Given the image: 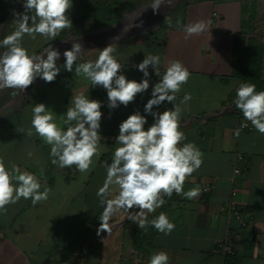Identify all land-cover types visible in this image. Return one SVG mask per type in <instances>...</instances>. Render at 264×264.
I'll return each mask as SVG.
<instances>
[{"label":"crops","instance_id":"0c3cea01","mask_svg":"<svg viewBox=\"0 0 264 264\" xmlns=\"http://www.w3.org/2000/svg\"><path fill=\"white\" fill-rule=\"evenodd\" d=\"M149 1L72 0L67 12L72 28L62 30L54 40L39 34L35 40L24 36L22 46L29 54L39 55L49 46L60 51V73L51 83L38 77L25 95L18 89L0 90V157L8 167L15 163L21 171L35 174L41 191L47 187L50 192L47 200L35 205L31 199L21 198L0 211V264H149L151 255L159 251L169 255V264H264V135L250 121L249 130L235 135L238 124L246 120L234 104L236 89L243 81L233 76L237 34H244L247 41L253 39L262 47L264 81V0H174L155 13ZM23 3L0 0V39L15 30L14 13L24 12ZM135 3L139 7L132 9ZM198 20L208 23L207 31L185 39L184 26ZM73 42L81 43L84 52L73 71L67 72L63 52ZM109 45L130 80L141 81L142 72L136 65L148 54L160 57L162 74L173 60L181 61L191 73L175 103L182 108L179 122L185 139L180 146L191 142L203 153V164L186 178L184 191L199 187L201 192L191 200L175 192L171 198L162 194L166 201L162 207L153 213L145 210L147 221L163 212L175 229L165 235L154 228L143 251L134 249V236L146 229L128 219L129 213L123 209L110 218V232L97 234L104 208L97 192L106 179L105 162L111 163L118 146L115 137L120 123L136 111L138 102L147 103L159 80L150 78L149 89L127 107L110 109L106 90L93 88L83 75L75 74L78 64L94 62ZM44 56L46 59V53ZM148 71L154 69L149 66ZM80 93L101 102L103 113L101 155L93 158L91 171L84 173L75 166L52 164L50 146L34 129L33 135H27L37 103L53 111L56 122L66 130L61 117L72 106V97ZM185 93L192 98L180 103ZM171 108L172 103L164 102L153 111ZM147 121L145 129L154 122L153 117L148 115ZM237 155L248 164L239 177L234 175ZM206 186L211 189L209 194L203 193ZM118 192V186L111 185L108 198L114 199ZM229 200L248 220L246 227L223 214ZM227 240L234 256L217 251Z\"/></svg>","mask_w":264,"mask_h":264},{"label":"clouds","instance_id":"9594fccd","mask_svg":"<svg viewBox=\"0 0 264 264\" xmlns=\"http://www.w3.org/2000/svg\"><path fill=\"white\" fill-rule=\"evenodd\" d=\"M173 2L152 0L149 6L155 13L162 5L171 6ZM72 6V0H24V12L14 13L15 30L0 39V49H3L0 51V90L10 88L24 92L38 77L46 83L55 81L60 73L57 65L60 51L49 46L39 55L29 54L22 46V40L25 35L35 40L38 34L47 40H54L62 30L72 28V21L67 15ZM207 29L208 23L204 20L190 23L183 28L185 39L201 35ZM114 51L111 45L106 46L94 62L80 63L75 67V74L83 75L93 88L101 86L106 90L110 109L120 105L127 107L138 94L149 89V66L160 79L152 86L151 98L144 106V113L151 115L154 122L145 129L147 115L135 111L119 125V134L115 137L118 146L113 152L111 163L105 162L106 179L97 192L100 204L104 206L97 234L110 232V218L123 209L129 213L128 219L137 222L139 228L146 229L151 223L158 232L169 235L175 229V224L170 222L167 215L161 212L149 222L145 210L153 213L162 207L166 203L162 194L171 198L175 192L189 200L200 195L199 187L184 191L186 178L202 166L203 153L191 142L180 146L185 139L179 122L182 108L175 103L176 94L188 82L191 73L181 61L173 60L161 74L160 57L148 54L136 65L143 73L141 81L130 80L112 55ZM83 52L79 42H73L71 48L63 52L65 71H73V65ZM191 98L190 93H185L180 103H186ZM164 102L172 103L173 108L163 112L153 111L154 106L159 107ZM71 104L61 117L62 124L67 125L66 130L56 122V114L44 103L35 104L27 135H33L34 129L35 134L50 146L52 164L60 168L75 166L79 172H89L94 163L93 158L101 155L102 105L83 93L73 96ZM234 104L244 119L264 135V91H256L255 84L241 83L236 89ZM243 127L247 125L242 124ZM19 131L23 132L24 129ZM240 131L236 129L237 137ZM28 155L31 157L32 153ZM113 184L118 186L119 192L114 199H109L110 186ZM41 187L35 174L21 171L15 163L8 167L3 157H0V211H6L7 205L15 204L21 198L31 199L33 205L47 200L50 189L45 187L41 191ZM134 208L139 211H129ZM149 264H169V255L164 251L156 252L151 255Z\"/></svg>","mask_w":264,"mask_h":264},{"label":"trees","instance_id":"16d2710c","mask_svg":"<svg viewBox=\"0 0 264 264\" xmlns=\"http://www.w3.org/2000/svg\"><path fill=\"white\" fill-rule=\"evenodd\" d=\"M234 54L233 76L240 77L243 83L255 84L256 91H264V81L261 76L263 60L262 47L258 46L253 39L247 41L246 35L237 34ZM154 231V227L149 225L143 232H136L134 236V249L143 251L148 247L147 245L151 238L147 235L153 234L152 232Z\"/></svg>","mask_w":264,"mask_h":264},{"label":"built area","instance_id":"2783aa9c","mask_svg":"<svg viewBox=\"0 0 264 264\" xmlns=\"http://www.w3.org/2000/svg\"><path fill=\"white\" fill-rule=\"evenodd\" d=\"M150 73V78L159 80L160 77H157L155 75L154 71H149ZM162 74V72H161ZM142 78H143V73H142ZM37 84V81H34V83L29 86L24 92H21L23 95H25L33 86H35ZM144 106L145 103L143 102H138L137 104V108L136 111H139L142 115H147L144 113ZM148 116V115H147ZM242 124H246L247 127H243L241 128ZM237 129H241V131H246L250 129V123L248 121H242L238 124ZM235 167H234V175L236 177L241 176L243 173H245L247 171V160L241 156V155H237L235 158ZM236 182V181H234ZM211 192V189L209 186L204 187L203 189V193L204 194H209ZM236 195L235 192L232 193V198ZM223 214L225 216H227L229 219L234 220L235 222H237L241 227H246L248 220L244 217V215L242 214V212L236 207L235 203L232 200H229L225 203L224 207H223ZM217 251L221 254H223L224 256H234L235 255V251L233 249L232 243L231 241L227 240L225 242L220 243L217 246Z\"/></svg>","mask_w":264,"mask_h":264},{"label":"rangeland","instance_id":"374dc122","mask_svg":"<svg viewBox=\"0 0 264 264\" xmlns=\"http://www.w3.org/2000/svg\"><path fill=\"white\" fill-rule=\"evenodd\" d=\"M149 3H152V0H150ZM132 6H133L132 9L139 7V6H137V3L133 4ZM167 22H169V20H167Z\"/></svg>","mask_w":264,"mask_h":264}]
</instances>
